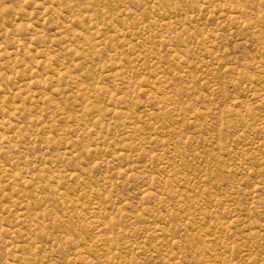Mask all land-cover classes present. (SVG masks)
Instances as JSON below:
<instances>
[{"label": "rangeland", "instance_id": "1", "mask_svg": "<svg viewBox=\"0 0 264 264\" xmlns=\"http://www.w3.org/2000/svg\"><path fill=\"white\" fill-rule=\"evenodd\" d=\"M0 264H264V0H0Z\"/></svg>", "mask_w": 264, "mask_h": 264}]
</instances>
